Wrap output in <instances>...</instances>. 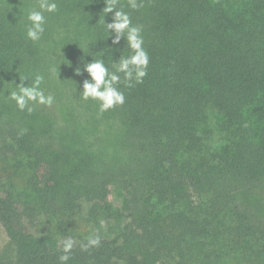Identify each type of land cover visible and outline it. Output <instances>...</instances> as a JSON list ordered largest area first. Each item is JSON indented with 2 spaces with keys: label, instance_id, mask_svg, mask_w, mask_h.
Instances as JSON below:
<instances>
[{
  "label": "trees",
  "instance_id": "trees-1",
  "mask_svg": "<svg viewBox=\"0 0 264 264\" xmlns=\"http://www.w3.org/2000/svg\"><path fill=\"white\" fill-rule=\"evenodd\" d=\"M57 3L33 42L26 16L39 0H0V225L14 247L0 264H60L68 238L67 264H264V0H119L149 64L103 113L75 68L102 56L114 71L130 49L112 44L105 0ZM36 74L54 102L21 111L8 93ZM213 108L225 143L205 154ZM7 163L28 168L21 188ZM39 216L47 228L34 235ZM107 218L118 224L106 232L87 226Z\"/></svg>",
  "mask_w": 264,
  "mask_h": 264
},
{
  "label": "clouds",
  "instance_id": "clouds-1",
  "mask_svg": "<svg viewBox=\"0 0 264 264\" xmlns=\"http://www.w3.org/2000/svg\"><path fill=\"white\" fill-rule=\"evenodd\" d=\"M105 4L103 23L109 32V37H112V44L119 45L121 39L126 40L130 53L126 56L120 55L118 59L112 62L114 71L110 70L102 56L99 59L92 58L90 62H85L83 70L79 67L75 68L76 75L87 73V78L82 84V99L97 101L101 113L125 103V93L121 90L120 85L123 83L125 87L130 88L134 84L142 83L147 75L149 64V54L144 47L142 26L132 23L129 12L118 7L119 0H105ZM128 6L137 10L143 6V3L142 0L140 2L128 0ZM58 10L57 0H39L38 8L29 10L26 16L27 39L33 42L39 41L45 32L47 23L45 13H56ZM108 13H113L110 23H106L104 19ZM19 79L20 83L15 84L16 89L8 93V97L16 103L19 110L27 109L28 112H31L33 109L29 105L32 102L48 106L53 104L54 97L51 94L45 95L40 87L44 81L43 75L36 74L31 84L28 83L27 86H25L24 81H28V77ZM73 244L74 241L71 238L63 242V254L59 256L60 264H67L69 261ZM99 244V235H94L82 247L87 250L88 247H98Z\"/></svg>",
  "mask_w": 264,
  "mask_h": 264
},
{
  "label": "rangeland",
  "instance_id": "rangeland-1",
  "mask_svg": "<svg viewBox=\"0 0 264 264\" xmlns=\"http://www.w3.org/2000/svg\"><path fill=\"white\" fill-rule=\"evenodd\" d=\"M209 125L208 129L209 132L201 133L202 136V151L203 153L210 152L209 150H212L217 145H224L225 139L221 137V132L217 130V126L219 129V124L221 123L220 115L218 114L216 109H209ZM217 125V126H216ZM223 139V140H222ZM0 164V170H1ZM13 163H7L8 170L12 172V181L16 185V188H21L24 185L25 179L28 176L29 170L26 166L20 167L17 169H14L12 167ZM7 174L3 171L0 173V187L2 185L9 184L7 182ZM1 189V188H0ZM1 194V191H0ZM110 203L114 206H118L120 204V199L116 195L113 188H111V195H110ZM81 208L84 212H86V208L88 207V203L85 201H82ZM118 224V221H116L114 218L110 219H100L96 223L92 220L88 221V227L92 231H103L106 232L108 227H115ZM47 228L45 219L43 216H39L34 223L28 225V231L33 233L34 235H40L44 232V230ZM73 241H77V239H73ZM3 256V258H8L13 260L14 256V247L13 244L10 243L8 236L6 235L5 231L3 230L2 226L0 225V257ZM4 260V259H3Z\"/></svg>",
  "mask_w": 264,
  "mask_h": 264
}]
</instances>
